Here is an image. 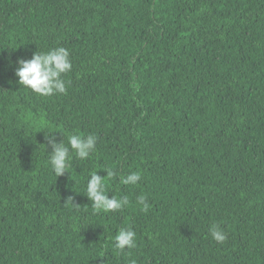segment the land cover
Segmentation results:
<instances>
[{
    "label": "trees",
    "instance_id": "1",
    "mask_svg": "<svg viewBox=\"0 0 264 264\" xmlns=\"http://www.w3.org/2000/svg\"><path fill=\"white\" fill-rule=\"evenodd\" d=\"M58 46L66 93L17 83ZM50 133L96 151L56 178ZM105 168L119 211L86 197ZM0 264H264V0H0Z\"/></svg>",
    "mask_w": 264,
    "mask_h": 264
},
{
    "label": "clouds",
    "instance_id": "2",
    "mask_svg": "<svg viewBox=\"0 0 264 264\" xmlns=\"http://www.w3.org/2000/svg\"><path fill=\"white\" fill-rule=\"evenodd\" d=\"M72 63L70 52L67 48L58 46L47 52H34L30 59H18L14 71L17 83L31 92L40 96L64 94L67 91V82L64 74L70 72ZM55 133L45 135L47 147L51 149L48 154V162L56 178L68 173L72 167L73 156L81 160H87L96 151L97 136L82 134H69L67 143L63 140L57 142ZM44 147V146H43ZM45 149V147H44ZM106 176L101 177L98 171H92L86 185V197L92 202L95 212H114L121 210L128 204V198H116L106 192V183L117 174L111 168H105ZM141 179L139 171L132 172L120 179L123 185H135ZM66 202L73 203V197L69 196ZM138 203L146 209L148 207L144 196L138 197ZM211 238L217 243H224L227 236L218 224L209 227ZM136 233L130 228H121L113 237V247L118 251L133 249L136 247Z\"/></svg>",
    "mask_w": 264,
    "mask_h": 264
}]
</instances>
